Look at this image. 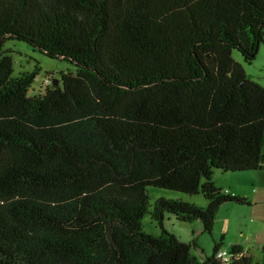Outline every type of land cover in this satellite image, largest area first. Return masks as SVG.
Masks as SVG:
<instances>
[{
  "label": "trees",
  "instance_id": "trees-1",
  "mask_svg": "<svg viewBox=\"0 0 264 264\" xmlns=\"http://www.w3.org/2000/svg\"><path fill=\"white\" fill-rule=\"evenodd\" d=\"M9 40L76 72L32 95ZM264 0H0V264H219L165 213L212 233L219 208L247 204L214 171H264ZM148 186L203 194L207 207ZM231 264L254 262L241 245Z\"/></svg>",
  "mask_w": 264,
  "mask_h": 264
},
{
  "label": "rangeland",
  "instance_id": "rangeland-1",
  "mask_svg": "<svg viewBox=\"0 0 264 264\" xmlns=\"http://www.w3.org/2000/svg\"><path fill=\"white\" fill-rule=\"evenodd\" d=\"M4 49L11 51L14 61L13 76L37 71L32 95L44 92L43 84L46 76L61 80L62 73L76 72V67L67 61L53 59L35 49L28 43L9 40ZM234 57L242 62L249 76L264 85V44L261 45L257 58L250 64L243 61L242 55L235 51ZM215 184L224 190L246 196L247 204L237 202L224 203L218 210L212 233L204 231L200 220L181 221L173 213H165V227L185 242L196 241L198 247L194 255L198 261H204L213 254L215 243L222 248L232 249L235 244L241 245L253 256L254 262L262 261V245L264 244V171L224 172L215 170ZM150 197V213L143 220V229L153 235H161L162 228L154 218L153 211L160 199L182 200L199 207H207L208 198L203 194H187L181 191L148 186Z\"/></svg>",
  "mask_w": 264,
  "mask_h": 264
},
{
  "label": "built area",
  "instance_id": "built-area-1",
  "mask_svg": "<svg viewBox=\"0 0 264 264\" xmlns=\"http://www.w3.org/2000/svg\"><path fill=\"white\" fill-rule=\"evenodd\" d=\"M52 83L53 78L50 76H46L43 80V84L47 86L51 85ZM238 256V253L229 248H221L217 253L219 264H231Z\"/></svg>",
  "mask_w": 264,
  "mask_h": 264
},
{
  "label": "water",
  "instance_id": "water-1",
  "mask_svg": "<svg viewBox=\"0 0 264 264\" xmlns=\"http://www.w3.org/2000/svg\"><path fill=\"white\" fill-rule=\"evenodd\" d=\"M58 81H59V79H55V82H56V84H58V83H59Z\"/></svg>",
  "mask_w": 264,
  "mask_h": 264
},
{
  "label": "crops",
  "instance_id": "crops-1",
  "mask_svg": "<svg viewBox=\"0 0 264 264\" xmlns=\"http://www.w3.org/2000/svg\"><path fill=\"white\" fill-rule=\"evenodd\" d=\"M228 190V189H227ZM228 191H231V192H233L232 190H228ZM233 193H235V192H233Z\"/></svg>",
  "mask_w": 264,
  "mask_h": 264
}]
</instances>
